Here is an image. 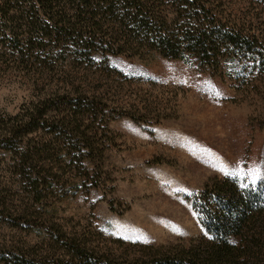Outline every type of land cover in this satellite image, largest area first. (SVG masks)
<instances>
[{
    "label": "rangeland",
    "instance_id": "1",
    "mask_svg": "<svg viewBox=\"0 0 264 264\" xmlns=\"http://www.w3.org/2000/svg\"><path fill=\"white\" fill-rule=\"evenodd\" d=\"M229 1L234 16L262 29L264 51V0ZM108 64L116 71L84 65L73 75L85 76L87 89L119 113L109 123L112 146L95 162L46 161L50 187L36 202L44 223L27 229L0 220V248L23 246L41 257L62 252L67 233L94 248V264L150 261L209 237L202 193L219 180L264 197V63L240 76L160 55L111 56ZM47 82L0 62V114L19 113ZM12 158L0 153V189L12 188L17 201L29 188L12 175Z\"/></svg>",
    "mask_w": 264,
    "mask_h": 264
},
{
    "label": "trees",
    "instance_id": "2",
    "mask_svg": "<svg viewBox=\"0 0 264 264\" xmlns=\"http://www.w3.org/2000/svg\"><path fill=\"white\" fill-rule=\"evenodd\" d=\"M238 18L229 0H0V62L48 81L45 93L19 113L0 114V153L13 154L7 165L19 185L29 188L17 201L12 188L0 189V220L38 228L44 216L36 202L50 187L47 173L53 170L45 162H95L112 146L109 123L119 113L74 72L98 64L114 72L111 56L160 55L203 72L226 68L248 75L264 63L262 29ZM233 185L219 180L202 193L208 238L188 248L150 253L149 262L134 264H264V197ZM60 238L63 253L36 257L23 246L5 247L0 264L95 263L94 248L80 237L66 233ZM51 255L57 258L46 259Z\"/></svg>",
    "mask_w": 264,
    "mask_h": 264
},
{
    "label": "snow or ice",
    "instance_id": "3",
    "mask_svg": "<svg viewBox=\"0 0 264 264\" xmlns=\"http://www.w3.org/2000/svg\"><path fill=\"white\" fill-rule=\"evenodd\" d=\"M217 94H218V93H217ZM252 174H253L254 176H255V175H259V169L254 170Z\"/></svg>",
    "mask_w": 264,
    "mask_h": 264
}]
</instances>
